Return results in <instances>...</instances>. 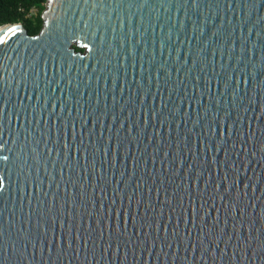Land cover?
<instances>
[{
    "label": "water",
    "instance_id": "1",
    "mask_svg": "<svg viewBox=\"0 0 264 264\" xmlns=\"http://www.w3.org/2000/svg\"><path fill=\"white\" fill-rule=\"evenodd\" d=\"M42 18L0 25V264H264V0Z\"/></svg>",
    "mask_w": 264,
    "mask_h": 264
},
{
    "label": "trees",
    "instance_id": "2",
    "mask_svg": "<svg viewBox=\"0 0 264 264\" xmlns=\"http://www.w3.org/2000/svg\"><path fill=\"white\" fill-rule=\"evenodd\" d=\"M47 0H0V25L21 22L30 35L43 26L42 12ZM76 50H83L74 45Z\"/></svg>",
    "mask_w": 264,
    "mask_h": 264
},
{
    "label": "snow or ice",
    "instance_id": "3",
    "mask_svg": "<svg viewBox=\"0 0 264 264\" xmlns=\"http://www.w3.org/2000/svg\"><path fill=\"white\" fill-rule=\"evenodd\" d=\"M8 31L11 32V31H13V29L12 28H9ZM0 42H2V41H0Z\"/></svg>",
    "mask_w": 264,
    "mask_h": 264
}]
</instances>
